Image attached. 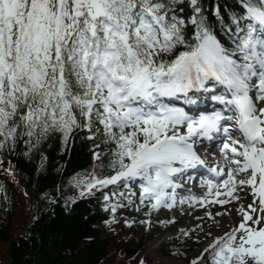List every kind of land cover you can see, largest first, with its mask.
Here are the masks:
<instances>
[{"label": "snow or ice", "instance_id": "obj_1", "mask_svg": "<svg viewBox=\"0 0 264 264\" xmlns=\"http://www.w3.org/2000/svg\"><path fill=\"white\" fill-rule=\"evenodd\" d=\"M74 131L93 171L70 183L100 192L111 222L235 209L190 264H264V0H0V163L56 133L67 150Z\"/></svg>", "mask_w": 264, "mask_h": 264}, {"label": "trees", "instance_id": "obj_2", "mask_svg": "<svg viewBox=\"0 0 264 264\" xmlns=\"http://www.w3.org/2000/svg\"><path fill=\"white\" fill-rule=\"evenodd\" d=\"M221 3L231 5L232 0ZM73 137L67 150L56 133L30 156L24 155L22 142L5 154L0 163V264H139L141 259L148 264L145 241L160 226L140 223L148 219L143 206L139 211L120 208L122 217L111 222L113 214L103 208L100 192L79 196L70 179L91 174L92 148L75 131ZM155 217L153 211L151 221ZM126 219L133 223L125 224ZM191 251L184 241H176L164 248V255L190 264Z\"/></svg>", "mask_w": 264, "mask_h": 264}, {"label": "rangeland", "instance_id": "obj_3", "mask_svg": "<svg viewBox=\"0 0 264 264\" xmlns=\"http://www.w3.org/2000/svg\"><path fill=\"white\" fill-rule=\"evenodd\" d=\"M182 216H177L173 210L172 215L170 216L168 213H163L160 211L156 221H152L151 225L160 226V230H155L149 234V237L146 239L145 252L143 253L146 257V261L148 264H189L185 260H180L174 257H167L164 255V248L170 245H174L176 241H184L185 246L188 249H191L190 258L194 259L195 257L201 254L204 246L211 240V237L208 240H205V232L203 228H199L198 230H193L191 227L185 235L181 232L183 228L179 230L168 229L167 226H173L176 221L182 220L187 216L188 213H193L194 208H183ZM122 211L120 208L117 210L115 214V219L122 217ZM175 217V222L171 223L172 218ZM163 222V223H162ZM234 224V223H233ZM157 226V227H158ZM233 226V225H231ZM229 225L228 229L231 227ZM215 235H223L224 232L228 231L227 229H214L211 228ZM199 236L200 240L198 241L196 237ZM5 250V249H3Z\"/></svg>", "mask_w": 264, "mask_h": 264}, {"label": "bare ground", "instance_id": "obj_4", "mask_svg": "<svg viewBox=\"0 0 264 264\" xmlns=\"http://www.w3.org/2000/svg\"><path fill=\"white\" fill-rule=\"evenodd\" d=\"M186 187L189 188H197V192L199 195H203L205 192V189L199 187V181H196L195 185H187ZM241 197H242V202L247 204L251 201V196H245L244 193H238ZM233 203H237V202H233ZM194 211L193 213H188L187 216L185 218H183L182 220H178L176 221V223L171 227V226H167L168 229H175V230H179L180 228H183V232L188 231L191 227H193V230H198L199 228H203L204 232L206 233V231L210 230L211 228L214 229H228L229 225H233V223H237L240 219V213L238 211H236L235 209L232 210V214L229 215H224V216H216V221H218L219 223L217 224L216 222H214L213 220H211L209 217H207L205 215V209L201 208V207H196L194 206ZM226 207L231 208V205H227ZM169 213V215H172V211L166 209ZM213 213H216L218 211H220V206H214L210 209ZM174 213L177 216H182V211L180 209H175ZM206 246V245H205ZM204 246V247H205Z\"/></svg>", "mask_w": 264, "mask_h": 264}]
</instances>
